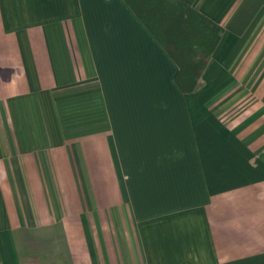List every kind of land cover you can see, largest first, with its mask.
<instances>
[{
    "label": "crops",
    "instance_id": "obj_1",
    "mask_svg": "<svg viewBox=\"0 0 264 264\" xmlns=\"http://www.w3.org/2000/svg\"><path fill=\"white\" fill-rule=\"evenodd\" d=\"M194 91L125 0H0V264H264V0Z\"/></svg>",
    "mask_w": 264,
    "mask_h": 264
},
{
    "label": "trees",
    "instance_id": "obj_2",
    "mask_svg": "<svg viewBox=\"0 0 264 264\" xmlns=\"http://www.w3.org/2000/svg\"><path fill=\"white\" fill-rule=\"evenodd\" d=\"M179 66L184 93L198 85L224 28L183 0H125Z\"/></svg>",
    "mask_w": 264,
    "mask_h": 264
}]
</instances>
